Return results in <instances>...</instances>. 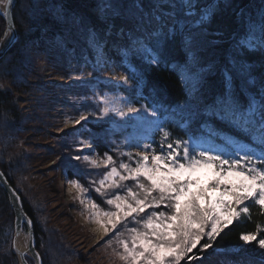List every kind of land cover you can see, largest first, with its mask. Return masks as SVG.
<instances>
[{"label": "snow or ice", "instance_id": "obj_1", "mask_svg": "<svg viewBox=\"0 0 264 264\" xmlns=\"http://www.w3.org/2000/svg\"><path fill=\"white\" fill-rule=\"evenodd\" d=\"M12 4L13 0H0L5 18L11 15ZM216 8L217 0L204 4L201 0H96L98 24H85L83 18L71 17L72 23L86 32L92 48L103 50L115 36L125 59L138 57L174 73L186 93L184 104L172 110L181 125L195 124L198 131L216 135L213 124L218 121L249 140L243 144L229 138L226 143L230 150H225L204 146L191 138H173L172 132L160 122L155 107L137 108L127 101L118 103L101 96L104 107L100 109V119L111 113L124 123L134 121L137 128L144 129L140 136L130 134L125 138L129 147L140 150L135 154L121 153L129 161L134 160V167L122 161L116 167L113 157L105 152L102 162L108 170L99 181H89L90 185H98L94 191L106 197L104 203L110 208L105 210L89 200L86 204L89 219L103 234L112 233L108 244L115 240L114 253L123 264H181L185 260L191 264L202 260L208 249H213V254L227 255L216 253L214 242L233 219L241 215L250 217L246 202L264 214V74L257 78L254 66L241 58L244 50L264 53V12L258 21L248 18L243 35L232 42L231 55L224 64H217L201 55L206 43H216L208 40V26ZM118 19L130 22L131 27L117 25ZM4 35L9 44L15 41L14 25H9ZM130 78L136 79L129 72L120 80L128 85ZM87 120L88 116L81 114L75 123ZM153 127L160 133L159 150L151 143H142L150 138L147 132ZM189 130L185 129L186 134ZM80 145L83 153L89 141L82 140ZM91 151L94 149L89 154L66 159L69 163L76 160L97 167ZM201 168L212 169L216 178L193 191V186L199 184L193 176ZM125 181H132L133 185L122 183ZM69 183L81 194L88 191L78 180ZM106 187L122 189L124 195L113 191L107 198ZM81 204H85L84 199ZM161 207L165 210L157 211ZM129 218L139 227H128ZM32 223L27 220L29 227ZM118 226L126 229L127 238ZM261 232L264 229L257 225L256 231L241 233L240 240L244 244L255 242L264 250V236L258 238ZM205 237L207 240L201 245ZM197 245H201L199 255L193 253ZM35 255L40 258L39 253Z\"/></svg>", "mask_w": 264, "mask_h": 264}, {"label": "rangeland", "instance_id": "obj_2", "mask_svg": "<svg viewBox=\"0 0 264 264\" xmlns=\"http://www.w3.org/2000/svg\"><path fill=\"white\" fill-rule=\"evenodd\" d=\"M45 4L48 6L47 2ZM93 12L96 13V10L93 9ZM60 13L58 15L62 22L68 21L64 13ZM50 27L59 31L58 27ZM25 52L30 55V69L27 75L29 80L21 87L20 92L16 93L19 107L24 113L23 129L11 139L10 149L0 147V159L10 173L13 170L18 172L17 176L15 175L17 183L28 198L37 222L44 229L45 244H48L53 264H69L68 250L75 251L77 255L76 257L72 253L74 258L70 259V264H123L114 253L117 248L115 240L113 239L111 245L108 244L112 233L103 234L89 219L86 204L93 200L105 210H110L108 205L102 204L105 196L97 193L102 198L100 202L91 195V192L96 194L94 188L98 185H90L89 181H99L108 170L102 162L104 153L98 150L97 142L112 149L108 154L113 157L116 167H119L121 161L131 163L134 167V160L129 161L128 157L121 153L135 154L140 150L137 147H129L125 142L126 137L130 134L136 136L137 132L129 130L127 134L123 125H130L133 130H138L136 122L124 123L121 118L111 113L109 117L99 118L100 109L104 107L100 103L101 96L106 95L118 103H130L120 91L121 86H130V83L124 85L120 80V77L126 74L110 59L106 49L103 48L95 54L94 59L87 56L86 52L74 53L68 43L61 40L52 30L46 31L41 41L30 44ZM90 72L93 73L92 76H88ZM81 114L87 115L88 120L76 124L75 120L79 119ZM155 132L153 127L147 132V136ZM82 140L89 141V146L83 153L80 152ZM142 143L149 142L146 139ZM90 149H94L91 151V159L97 161V167L83 161L71 160L69 163L71 156L89 154ZM18 156L24 161L19 167H13ZM193 178L199 181L192 189L196 191L197 187L209 184L216 177L212 169L201 168L195 172ZM72 180H78L88 191L81 194L69 183ZM122 183L133 185L132 181ZM113 191L124 195L122 189L106 187L107 198L111 197ZM209 195H212L211 190ZM81 199L85 200V204H81ZM163 210V207L157 209ZM145 211L150 212L151 209ZM130 221L131 218L127 222L128 227H139ZM1 224L7 226L10 223L3 220ZM118 228L124 232V238L129 236L125 228ZM8 229L11 228L6 229V234L3 230L5 236L9 232ZM23 234L28 235L26 227L23 228ZM205 239L207 238L203 240ZM6 245L3 247L4 253L6 248L11 249L10 244ZM12 248L14 251L13 245ZM29 257L31 258L28 255ZM16 258L17 264H20L17 255ZM32 262L36 264L33 258Z\"/></svg>", "mask_w": 264, "mask_h": 264}, {"label": "trees", "instance_id": "obj_3", "mask_svg": "<svg viewBox=\"0 0 264 264\" xmlns=\"http://www.w3.org/2000/svg\"><path fill=\"white\" fill-rule=\"evenodd\" d=\"M43 1V3H40ZM48 3V7L45 3ZM208 0H201V3H207ZM27 5V6H26ZM49 8V9H48ZM96 0H18L14 8V19L18 29V41L11 47L8 53L0 60V147L3 149L11 148V139L16 136L18 131L23 129L24 113L19 107L16 93L20 92L21 87L25 86L28 70V59L30 55L25 50L37 41L44 38L46 31H54L61 40L66 41L69 48L74 53H85L87 56L94 59L100 50H96L89 45L86 32L72 23L71 17H81L85 24H98L96 13ZM49 10L53 11L51 13ZM63 12L68 21L62 22L58 13ZM241 12L243 16H241ZM264 12V2L262 0H217V8L215 15L210 21L208 26V40L216 41L214 44H205L201 55L210 61L217 64H224L227 58L232 53V42L234 39L239 38L245 31V22L251 17L253 20L258 21ZM69 22V23H68ZM117 25H124L126 28L131 27L130 22L123 20H116ZM43 23V24H41ZM50 26L58 27L59 31L51 28ZM6 24L3 17L0 15V38L2 37ZM221 33L217 36L213 33ZM116 37L108 42L104 47L108 51V55L112 61L117 63L118 67L128 75L131 72L136 79L129 80L130 86H121L120 91L124 93L127 100L137 106L150 105L158 110L160 122L163 126L172 132L173 138L179 136L185 140L191 138L193 142H199L204 146H212L217 149L230 150L226 143L227 139H232L243 144H248L247 137L238 131L221 124L214 122L213 126L217 129L216 135H210L204 130H197L198 126L181 125L180 122L172 114V110L177 105H183L186 99V93L180 83L179 78L172 72L167 71L163 67H154L142 61L138 57L130 56L124 58L123 52L118 50L115 43ZM96 50V52H95ZM181 55L177 45L176 56ZM241 58L251 63L254 66V72L259 78L264 74V53L249 52L244 50ZM139 80V83H137ZM217 83L219 77H216ZM106 87V86H105ZM111 88V87H109ZM112 89V88H111ZM23 114V115H22ZM125 132H137V135L143 134V128L133 130L130 125H123ZM190 130L185 132V129ZM136 135V136H137ZM147 139L153 147L158 148L160 140V133L156 131ZM10 147V148H9ZM98 150L101 152H112L108 145L97 142ZM5 149V150H6ZM13 167H19L24 161L19 156L17 157ZM0 159V167L8 177L12 185L22 196L24 208L26 212L34 219L37 235V245L41 251L44 264H53L51 253L48 250V244H45V235L42 227L39 225L35 218L33 209L25 197L23 189L17 183V173L13 170L12 173L4 165ZM16 169V168H15ZM69 171V169H68ZM75 174V173H74ZM16 175V176H15ZM93 197L102 201V198L96 193H92ZM248 203L251 215H241L239 219H233L232 223L224 228V231L216 238L214 242V249L216 253H226L227 255L213 254V249H208L203 254L204 258L200 261H192L191 264H264V250L259 249L255 242L244 244L240 240L241 233H249L256 231L257 225L264 229V214L258 207ZM103 205H106L102 202ZM3 220L9 222L7 226H2ZM7 236L4 235L3 230ZM13 232V233H12ZM11 234V235H10ZM14 234V213L8 201V195L0 186V264H17L16 254L13 251V235ZM43 236V237H42ZM264 236L261 232L258 238ZM207 239L201 241V245ZM44 241V243H43ZM5 244H10L11 249L6 248L4 253L3 247ZM6 245V246H7ZM198 245L193 253L200 254ZM2 247V248H1ZM10 251V252H8ZM8 252V253H7ZM75 251L68 250L67 260L69 264L72 263V255ZM191 255V254H190ZM77 257V255H75ZM56 264V262L54 263ZM181 264H189L187 260L182 261Z\"/></svg>", "mask_w": 264, "mask_h": 264}, {"label": "water", "instance_id": "obj_4", "mask_svg": "<svg viewBox=\"0 0 264 264\" xmlns=\"http://www.w3.org/2000/svg\"><path fill=\"white\" fill-rule=\"evenodd\" d=\"M17 1L18 0H13V4L11 6V15L8 16L7 18H5L2 15L3 9L0 7V15L3 17V19L5 20V24H6L4 33L2 37L0 38V60L8 53V51L11 49V47H13V45L18 41V38H19L18 29H17L15 19H14V8L17 4ZM9 25H14L15 34L17 37L16 40L13 41L11 44H9L8 39L5 38V35H4ZM11 35L12 34L9 33V37ZM0 185L7 193L11 207L14 212L15 219H14L13 247L20 261V264H30L27 258L28 255L34 259L36 264H44L42 256L37 249V238H36V233H35V228H34V221L24 208L22 196L17 191V189L12 185V183L9 181V179L7 178L6 174L1 169V167H0ZM28 219H31L33 222L31 227H29L27 224ZM24 227H26L27 229L28 245L25 249H19L16 245V240L19 235L23 234ZM16 249H19V252H17ZM36 253H39V256H40L39 259H36V255H35Z\"/></svg>", "mask_w": 264, "mask_h": 264}, {"label": "bare ground", "instance_id": "obj_5", "mask_svg": "<svg viewBox=\"0 0 264 264\" xmlns=\"http://www.w3.org/2000/svg\"><path fill=\"white\" fill-rule=\"evenodd\" d=\"M16 245L19 249H25L28 245V235H24V234L19 235L16 240Z\"/></svg>", "mask_w": 264, "mask_h": 264}, {"label": "flooded vegetation", "instance_id": "obj_6", "mask_svg": "<svg viewBox=\"0 0 264 264\" xmlns=\"http://www.w3.org/2000/svg\"><path fill=\"white\" fill-rule=\"evenodd\" d=\"M33 219V218H32ZM33 221H34V219H33ZM34 228H35V233H36V227H35V221H34ZM36 238H37V235H36ZM37 249H38V251L40 252V254H41V251H40V249L38 248V245H37ZM41 256H42V254H41ZM28 258V257H27ZM42 259H43V257H42ZM28 260H29V263L31 264H33V262H32V258H28ZM44 261V260H43Z\"/></svg>", "mask_w": 264, "mask_h": 264}]
</instances>
